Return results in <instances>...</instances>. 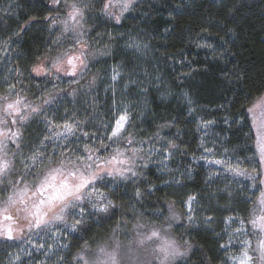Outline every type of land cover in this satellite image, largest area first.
<instances>
[{"label":"snow or ice","instance_id":"obj_1","mask_svg":"<svg viewBox=\"0 0 264 264\" xmlns=\"http://www.w3.org/2000/svg\"><path fill=\"white\" fill-rule=\"evenodd\" d=\"M39 2L48 12L43 17L46 27L42 31H49L55 39L47 41L42 50L38 49L26 67L11 69L10 72L15 73L14 80L5 77L0 86L3 87L0 92V242L12 247L10 242L30 239L34 234L59 235L61 240L72 236L77 242L69 240L61 244V252L56 253V264H189L195 252L192 243L184 238L190 233L182 221L187 220L188 227L196 223L193 204L199 203L197 196L187 194L181 199L180 203L185 207L182 213L175 211V201H166V210L148 213L144 208L145 197L156 188L149 185L142 191L137 183L148 167L146 159L156 150L159 132L148 140L137 139L138 133L132 130L136 125L130 122L127 107L114 123L101 122L92 130L88 129L90 120L80 119L76 111L65 112L59 123L54 117H47L49 112L55 111L51 106L62 102V98H75L78 94L86 98L98 79L91 73L92 61L111 54L105 38L112 41L115 37L111 33L96 32L93 38L95 29L86 27L93 14L101 23L120 25L126 19L125 13L136 6V0ZM13 7L15 5H9L4 10L6 18L11 17ZM33 23L40 21L29 20L16 35L27 31ZM207 33L205 28L199 34V39L205 41L199 47H211L207 43ZM11 39L9 36L0 47ZM125 47L138 50L140 45L129 36ZM118 75L115 73L112 80ZM231 75L243 78L236 73ZM33 81L35 87L40 88L41 84L44 87L33 92ZM129 81L141 91H147L131 76ZM63 83L71 86V91L63 89ZM38 119H42L47 133L42 139L33 141L26 133ZM214 123L207 121L205 127ZM224 123L229 127L239 124L248 128L247 137L252 142L247 151L251 156H245L244 161L255 165L256 175L241 168L238 159L233 164L230 149L222 145L221 158L207 160L208 164L219 166L207 182H215L221 172L226 171L234 178L253 181L250 187L259 195L255 199V192L243 195L250 187L242 181L239 193L234 195L228 187L222 191L221 198L239 196L250 207L242 210L244 214L233 215L225 221L231 228V237L237 239L233 243L230 238L227 244L222 243L219 247L225 252L230 248L237 249L225 258L224 264H264V179L257 182L264 170V92L255 97L246 95L240 111L231 119L224 117ZM149 144L152 147H148ZM201 147L204 152L216 154L214 146L201 144ZM171 149L178 150V146L169 141L164 151L171 155ZM124 184L135 185L132 197L135 205H125L131 207L132 212L124 213L108 239L99 243L95 238L89 241L75 235L88 232L89 221L98 223L104 215L111 217L114 214L118 206L112 202L111 194L102 189L115 190ZM136 205L140 211L136 210ZM151 207L155 208V205ZM203 222L210 225L214 218L205 216ZM177 225L185 228V233L177 235ZM38 247L42 249L46 245L39 244ZM16 259L19 260V256Z\"/></svg>","mask_w":264,"mask_h":264},{"label":"trees","instance_id":"obj_2","mask_svg":"<svg viewBox=\"0 0 264 264\" xmlns=\"http://www.w3.org/2000/svg\"><path fill=\"white\" fill-rule=\"evenodd\" d=\"M9 5L15 7L11 17L6 18L3 12ZM46 15L48 12L39 0H0V44L12 37L8 44L0 47V74L5 70L15 77L11 69L26 67L38 49L42 50L47 41L55 39L49 31H42L46 27L43 21ZM125 17L120 25H113L112 22L101 23L93 14L86 27L95 29L93 38L96 32L111 33L115 37L112 41L105 38L111 54L92 61L91 73L98 79L88 96L62 98V102L53 104L56 108L52 116L61 121L65 112L76 111L80 119L90 120L88 129L92 130L101 122L110 121L115 110L130 104L137 113L131 120L136 125L132 130L138 133L137 139L148 140L159 132L155 145L165 147L172 141L178 146V150L173 149L172 168L179 186L166 187L165 180L152 168L144 169L137 181L142 191L149 185L156 188L145 197L146 212L166 210V201H175V211L182 213L185 207L181 199L187 194L196 195L198 217L212 216L215 230L188 227L185 220L182 221L190 233L184 238L192 243L195 252L189 264L202 261L203 264H224L226 252L219 245L226 241L228 225L225 221L233 215L244 214L242 210L250 205L239 196L221 198L226 187L234 195L239 193L241 184L234 183L229 175L209 184L208 177L215 171L195 161L210 154L203 151L201 144L216 148V154H211L214 159L221 158L222 145H226L233 164L238 159L241 168L256 175L255 165L244 161L245 156H251L247 151L252 142L247 137L248 128L239 124L229 127L224 117L236 116L246 95L255 97L264 92V0H145L137 3ZM33 18L40 23H33L17 36L19 29ZM205 28L210 48L198 46L205 43L199 39ZM129 36L140 45L138 50L125 47ZM6 72L4 76L8 77ZM115 73H119L117 81L112 80ZM231 73L243 78L237 79ZM129 76L140 81L147 91L139 95L140 87H133ZM207 121L215 123L205 127ZM32 132L27 131L26 135L35 139ZM260 179L261 175L257 182ZM252 183L244 182L249 187ZM111 190L105 189V192L110 193L113 203L120 207L121 216L131 213L132 208L125 205H135L132 199L135 185L124 184ZM253 192L255 199L259 192L251 187L243 195ZM136 210L140 211L138 205ZM114 227H117L116 218L102 227L92 224L83 238L101 241ZM185 228L177 225L176 234L185 233ZM9 249L0 242V264L6 262L5 252Z\"/></svg>","mask_w":264,"mask_h":264},{"label":"rangeland","instance_id":"obj_3","mask_svg":"<svg viewBox=\"0 0 264 264\" xmlns=\"http://www.w3.org/2000/svg\"><path fill=\"white\" fill-rule=\"evenodd\" d=\"M142 1H145V0H136V4L140 3ZM128 13H125V15H127ZM53 15H55V13ZM3 71L4 72H2L0 74V86H2L4 84V78H5L4 75H5L6 71L5 70H3ZM6 73H9V72H6ZM9 77L14 78V74H10L9 73L7 78L10 80ZM88 79L90 80L89 77H88ZM117 79H118V77H117ZM117 79H116V81H117ZM25 83H28V81L25 80ZM32 84H33V89H32L33 92H39L40 88L44 87L43 84L40 85V88L35 87V81H33ZM61 87L63 89L66 88L67 91H71V86H69L67 83H63L61 85ZM2 91H3V87H0V92H2ZM138 94L139 95L143 94V92L141 90H139ZM51 107L54 110L56 108V106H53V105ZM126 107L130 111V117H131V120H132L133 116L136 115L137 113L133 112V107L130 104H127L125 107H122L121 109L115 110V113L112 115L113 117L107 123H114V121L116 119H118L119 115L124 114V109ZM53 113L54 112H49L47 114V117L48 118L54 117L56 122L59 123L60 122L59 118L57 116H52ZM57 130L59 131V129H57ZM27 131H30V132L33 131L34 132V134L32 132V135L35 138V139H32L33 141L42 139L43 136L47 133V129H46L44 123L42 122V119L36 120V122L33 123L28 128ZM148 147H152V145H148ZM166 147L167 146L163 147L161 145H155V149L156 150H154L153 153L151 154V156L146 159V163L148 164V167L145 168V169H148V168L154 169L161 176V178H163L165 180L164 184H165L166 187L179 186V183H177L178 180L174 177V170L172 168V160L175 157V152L173 151V149H171L170 150L171 151V155H169L167 152L164 151V149ZM145 151H147V149H145ZM203 157H205L206 159L197 158L195 163L199 164V165H202V166H205V168L209 169L211 172L212 171L214 172V171H216L219 168V166H217V165H210V164L207 163V160L214 159L211 154H205ZM228 175L230 176V178L232 177L231 179L236 184L240 183V181H242L243 183L247 182V181H251V180H246L243 177H235L234 178L230 173H227L225 175V173H222V172H221L219 178L221 176L225 177V176H228ZM261 179H264V170H261ZM111 189L112 188H109L107 190L112 191ZM102 191L105 192V189H102ZM197 205H198L197 203L193 204L194 216L196 217V223L193 224L191 227L198 228V229L202 228V229H206V230H209V231H214L215 230L214 229L215 221L212 224H210V225L205 224L203 222L205 216L198 217V215H197V211H198ZM119 213H120V216H121V210H120V207L118 206L117 209L115 210L114 214L111 215V217H109L107 215H104L102 218H99V222L98 223H92V221H89V224L90 225L94 224L96 226L102 227L103 224H106V222H110V220H113L114 218H116L117 225H118L119 221L122 218H124L122 216H121L122 218L119 217ZM94 219H96V218H94ZM185 223L188 226L187 220H185ZM106 227H110V225H106ZM231 227L234 228L235 225H233ZM116 228L117 227H114V229H116ZM101 229H103V228H101ZM226 232H227L226 235H225V240L226 241H225L224 244H227L229 242L230 238H231L232 242L235 243L237 238L236 237H231V228H229V226L226 228ZM75 235H79V236L83 237L84 236V232H80V233H77ZM108 237L103 239V240H101V241H97V242L103 243L105 240L108 239ZM69 240H71L73 243L75 242V240L73 239L72 236H68L66 240H61L59 235L50 236V235H47V234H34V235H32L30 237V239L17 240L15 242H12L13 246L10 247V249L5 252V258L4 259L6 260V262L4 264H10V261H11V264H56V261L58 259V256L56 255V253H60L61 252V244L62 243H67ZM39 244H45L46 247L41 249V248L38 247ZM34 245H37V247H34ZM48 246H50V247H48ZM236 252H237L236 248H230L226 252V257L227 256H231V255H233ZM29 253H31V255H29ZM17 256H19V258H20L19 260L16 259ZM49 257H51V258H49Z\"/></svg>","mask_w":264,"mask_h":264}]
</instances>
